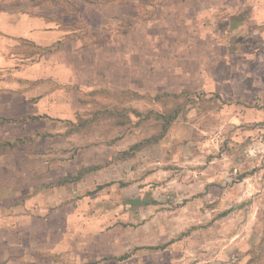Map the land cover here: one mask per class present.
<instances>
[{
	"label": "rangeland",
	"instance_id": "rangeland-1",
	"mask_svg": "<svg viewBox=\"0 0 264 264\" xmlns=\"http://www.w3.org/2000/svg\"><path fill=\"white\" fill-rule=\"evenodd\" d=\"M28 1L61 37L0 39V264H155L168 221L202 252L203 209H249L240 177L264 167L255 0Z\"/></svg>",
	"mask_w": 264,
	"mask_h": 264
},
{
	"label": "crops",
	"instance_id": "crops-1",
	"mask_svg": "<svg viewBox=\"0 0 264 264\" xmlns=\"http://www.w3.org/2000/svg\"><path fill=\"white\" fill-rule=\"evenodd\" d=\"M236 2L238 6H251L252 20L262 21L264 24V0H255L251 3H247V0H240L239 3L235 0L232 1L233 4ZM31 4L32 2L28 0H0V39L9 37L31 38L36 46L57 44L61 37L59 31L44 30L39 26V22L35 26H26L28 19L40 21L43 18L37 11L29 12L33 10L28 8ZM39 5L41 6V4ZM3 53L1 50L0 54L3 55ZM263 54L261 55L263 56ZM5 61L3 56L0 60L3 62L2 66H5ZM249 86L253 88V91L258 90V93L253 94L248 100L258 99L264 103V77L258 81L251 80ZM254 118L256 122H264V108L255 109ZM262 129L264 131V126ZM241 181L248 184V189L243 193V196L245 194L249 196L252 206L249 209H203V213L209 216L214 212V220H211L208 228H205L203 239L195 241L196 244L193 241H187L191 246L203 248L201 249L202 252L196 248H183L184 245H187L185 241H179L176 245L174 241L171 242V237L167 236L168 233L166 232L170 230V221L166 223V226L163 223H156V229L161 230L164 240L158 245L152 241V248L150 246L151 251L160 254H153L155 264H247L254 254L264 255V167L259 166L256 171L247 174ZM216 189H218L220 197L226 198L232 203L230 197L232 189L225 190L220 187H216ZM7 192L10 190L7 189ZM183 211L189 210L182 209ZM7 223L11 224L12 221L7 220ZM28 223V221H22L25 228L29 225ZM147 243L149 244V241ZM174 246L178 247L174 249ZM261 264H264V260Z\"/></svg>",
	"mask_w": 264,
	"mask_h": 264
},
{
	"label": "trees",
	"instance_id": "trees-1",
	"mask_svg": "<svg viewBox=\"0 0 264 264\" xmlns=\"http://www.w3.org/2000/svg\"><path fill=\"white\" fill-rule=\"evenodd\" d=\"M240 22L241 21H236V22H232L231 23V26L233 25L234 27H235V25L236 24H240ZM241 25V24H240ZM230 26V27H231ZM242 26V25H241ZM155 98H156V100H158V101H160L159 100V98H163V97H166V98H172V99H177L178 98V95H175V94H173V95H171V94H166V93H164V94H160V95H156V96H154ZM134 114H138V113H136L135 111H134ZM150 114V113H149ZM177 114H178V111L177 110H175V111H173V115H170L169 113H168V120H167V123H165V125H164V123L162 124V129H161V134H164L165 133V131H166V128H167V126L169 125V123L172 121V120H174L175 119V117L177 116ZM162 115H164V114H162ZM162 115H156L157 116V118H159V120H161L164 116H162ZM37 118H39V119H41V118H43V119H45L46 118V116H42V117H32V119L33 120H36ZM162 121V120H161ZM163 122V121H162ZM132 149V151H137V150H139L140 148H141V143H138V144H136V145H134V146H132L131 147ZM119 156H120V159L121 160H125L127 157H129L128 156V154L126 153V152H122V153H120L119 154ZM84 172V171H83ZM254 171H252V172H249V173H245V174H243V175H241V177H240V179H243L245 176H247V174H251V173H253ZM75 180H77V178L75 179ZM107 185H110V184H107ZM107 185H104V186H107ZM135 203H137V204H139V205H147V204H149V203H145V202H142V201H135ZM154 249H160V248H154ZM126 258H128V256L126 255V256H123V257H120L119 258V260H124V259H126Z\"/></svg>",
	"mask_w": 264,
	"mask_h": 264
}]
</instances>
